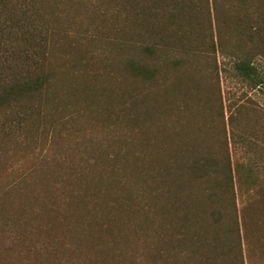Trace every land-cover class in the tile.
<instances>
[{"label":"rangeland","instance_id":"rangeland-1","mask_svg":"<svg viewBox=\"0 0 264 264\" xmlns=\"http://www.w3.org/2000/svg\"><path fill=\"white\" fill-rule=\"evenodd\" d=\"M258 2L6 1L52 73L0 110V264H264Z\"/></svg>","mask_w":264,"mask_h":264},{"label":"trees","instance_id":"trees-1","mask_svg":"<svg viewBox=\"0 0 264 264\" xmlns=\"http://www.w3.org/2000/svg\"><path fill=\"white\" fill-rule=\"evenodd\" d=\"M7 0H0V14L6 11L3 7L6 6ZM25 22L23 17L14 16L11 23H8L6 26H0V44L4 48H8V52L14 51L13 53L6 54L3 62H6L7 67L0 69V110H11L17 104H19L24 98H30L38 95L42 89L46 87V83L50 78L52 72L45 71L46 60L48 59L46 47L48 45V37L45 36V32H39L37 35L33 28L29 26L28 30L26 26L29 25V22ZM28 23V25H27ZM26 24V25H24ZM249 25V24H248ZM25 33L22 36H19L20 32ZM247 44V41L244 42ZM254 43V40H253ZM10 47V48H9ZM149 51L151 48H148ZM247 55H254L256 53L254 48H247ZM17 52V54L15 53ZM3 57V54L1 58ZM21 59L26 64L23 66L15 65L14 61L16 59ZM44 65V69L42 68ZM135 68L142 72H137L140 75L147 76L148 74L153 75L154 71L152 68L143 67ZM239 68L242 72H245L246 75L251 74L252 70L255 69V66L252 62L243 61L239 65Z\"/></svg>","mask_w":264,"mask_h":264},{"label":"crops","instance_id":"crops-1","mask_svg":"<svg viewBox=\"0 0 264 264\" xmlns=\"http://www.w3.org/2000/svg\"><path fill=\"white\" fill-rule=\"evenodd\" d=\"M258 5L264 8V0H260ZM245 22L249 24L246 28L247 32L249 33V36L246 38V48H254L256 53L264 54V11L263 15H257L255 17L251 15L245 16ZM254 23L255 25L252 26ZM252 40H254V43Z\"/></svg>","mask_w":264,"mask_h":264}]
</instances>
